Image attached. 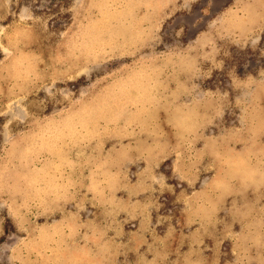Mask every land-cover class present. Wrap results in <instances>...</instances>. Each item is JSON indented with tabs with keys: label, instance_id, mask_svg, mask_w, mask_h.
Wrapping results in <instances>:
<instances>
[{
	"label": "rangeland",
	"instance_id": "obj_1",
	"mask_svg": "<svg viewBox=\"0 0 264 264\" xmlns=\"http://www.w3.org/2000/svg\"><path fill=\"white\" fill-rule=\"evenodd\" d=\"M0 264H264V0H0Z\"/></svg>",
	"mask_w": 264,
	"mask_h": 264
}]
</instances>
